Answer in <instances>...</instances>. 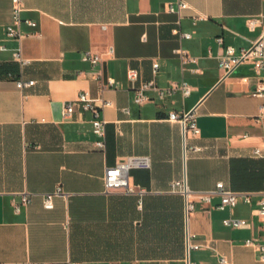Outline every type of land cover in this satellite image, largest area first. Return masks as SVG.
<instances>
[{"label": "crops", "instance_id": "crops-1", "mask_svg": "<svg viewBox=\"0 0 264 264\" xmlns=\"http://www.w3.org/2000/svg\"><path fill=\"white\" fill-rule=\"evenodd\" d=\"M23 1L21 35L11 38L13 4L0 0V262L187 264L188 256L193 264H261L244 243L262 234L255 208L264 157L253 152L264 150L261 99L250 95L252 63L224 76L218 56L225 45L239 51L261 34L264 0H183L179 12L168 11L177 0ZM251 17L258 18L253 30ZM86 50L100 61H82ZM180 54L195 61L183 63ZM129 67L139 73L133 83ZM106 78L116 84L104 87ZM19 79L33 83L20 87ZM146 80L156 88L137 104L133 90ZM181 80L189 96H159ZM81 91L112 102L101 110L104 150L94 145L92 113L76 101ZM190 109L199 134L187 132L184 144L169 114ZM128 156H148L150 165L129 170L132 190H106V168ZM182 177L196 192L188 215L184 198L171 191ZM218 182L240 194L234 207L218 209L216 194L200 198ZM58 187L45 208L43 195ZM23 194L29 202L15 211ZM224 218L249 226H225ZM188 244L199 247L187 253Z\"/></svg>", "mask_w": 264, "mask_h": 264}, {"label": "built area", "instance_id": "built-area-1", "mask_svg": "<svg viewBox=\"0 0 264 264\" xmlns=\"http://www.w3.org/2000/svg\"><path fill=\"white\" fill-rule=\"evenodd\" d=\"M12 7V23L6 26V34L11 38H18L21 35L20 24L22 22L21 12L23 11L24 1L23 0H11ZM187 7L186 2L183 0H177L175 4H168V11L170 12H179L180 9ZM264 16V15H262ZM29 25L36 26V22L32 20H25ZM258 18L251 17L247 19V27L249 30H253L257 24ZM182 36L189 37V33H181ZM218 43H222V38H217ZM4 45L0 43V51L4 49ZM112 51V48H110ZM179 53V51H178ZM16 56H19V52L15 53ZM182 62L195 61L194 58L180 54ZM81 60L88 62L91 65H95L100 61V57L97 53L92 52L91 50H86L81 55ZM250 61L253 65L254 77L256 78L255 87L251 90L250 95L256 98L261 99L259 104L260 112L258 117L264 119V29L261 34L255 39L252 40L250 45L247 48H241L239 51H236L235 47L232 45H225L223 53L218 56V65L223 70V75L228 76L233 73L242 63ZM159 67L157 62L152 64L153 72H156ZM127 79L133 83L138 79L139 73L136 68L129 67L126 70ZM246 80L247 77L242 78ZM33 83L32 80L23 81L21 79L17 80V84L20 87L29 86ZM116 82L112 78H106L103 86H114ZM156 88L154 80H146L139 83L135 86L133 90V101L137 104H143L148 100V91ZM177 90L180 91L183 97H187L191 93V86L185 80L180 82H171L168 86L159 88V96L171 95ZM76 101L80 104V107L83 110H89L92 113V133L95 136L94 145L99 150L105 149V125L106 120L101 115V110L111 105L110 100L103 98H92L87 91H81L78 93ZM125 112H128L127 108H124ZM73 112L72 102H67L65 105V114L69 118ZM195 111L193 109L184 111L182 113L171 112L169 114V119L176 121L180 124L183 132V141L185 144V134L190 132L191 135L196 136L199 134V128L196 125L195 120ZM254 154L257 156L264 157V150L260 147H255L253 150ZM150 159L148 156H128L122 160L117 161L114 165L108 166L106 168L104 176V184L106 190L111 189H126L132 190V187L128 184V174L129 170L136 166H149ZM171 191L179 193L184 198V208L186 215L192 210L195 209V204L190 195L196 193L191 190L186 182V178L182 177L180 179L174 180L171 183ZM202 200L208 202L210 197L214 194L219 196V203L217 208L224 210L226 208H232L236 205L239 193L233 191L224 186L222 182H218L215 185V188L203 192H197ZM60 194V188H56L52 192H47L43 195V206L45 208L53 207V197ZM244 201L250 202L248 196H244ZM29 202V198L26 194H23L20 204H15V211H19L21 204H26ZM255 214L259 220V226L262 231V234L258 238H249L245 240V245L253 247L258 256V261L261 264H264V182L263 187L260 191V198L257 201V207L255 208ZM222 223L225 226H230L234 228L248 227L249 222L245 219L239 218H224ZM199 245H187V253L190 248H198ZM222 263H227V260L224 257L220 258ZM0 264H46L42 262H35L30 260L25 261H14V262H0ZM69 264H79L77 262H69ZM187 264H193L189 261L187 256Z\"/></svg>", "mask_w": 264, "mask_h": 264}]
</instances>
